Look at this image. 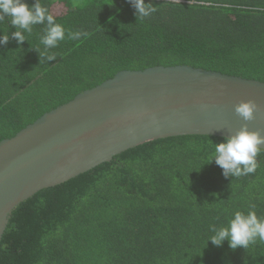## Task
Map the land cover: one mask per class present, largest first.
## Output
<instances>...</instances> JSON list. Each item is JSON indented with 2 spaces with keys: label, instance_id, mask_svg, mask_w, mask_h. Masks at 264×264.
<instances>
[{
  "label": "trees",
  "instance_id": "obj_1",
  "mask_svg": "<svg viewBox=\"0 0 264 264\" xmlns=\"http://www.w3.org/2000/svg\"><path fill=\"white\" fill-rule=\"evenodd\" d=\"M40 2L65 39L45 50L35 25L23 45H0V142L125 70L189 65L264 82V0H145L157 7L148 18L128 0ZM14 31L0 21V35ZM224 139L150 142L39 192L12 213L0 264H264V242L208 241L236 211L264 217V152L255 173L225 177L210 162Z\"/></svg>",
  "mask_w": 264,
  "mask_h": 264
},
{
  "label": "water",
  "instance_id": "obj_2",
  "mask_svg": "<svg viewBox=\"0 0 264 264\" xmlns=\"http://www.w3.org/2000/svg\"><path fill=\"white\" fill-rule=\"evenodd\" d=\"M254 101V119L235 108ZM264 135V82L189 65L125 70L0 142V243L12 213L57 187L157 140Z\"/></svg>",
  "mask_w": 264,
  "mask_h": 264
},
{
  "label": "clouds",
  "instance_id": "obj_3",
  "mask_svg": "<svg viewBox=\"0 0 264 264\" xmlns=\"http://www.w3.org/2000/svg\"><path fill=\"white\" fill-rule=\"evenodd\" d=\"M135 9L137 18H148L157 11V7L145 0H128ZM5 17L10 18V24L16 31L0 35V45H7L10 39H15L23 45L26 41L25 33L31 34L33 26L44 25L40 43L45 50L58 46L65 39V29L55 22V17L49 12L47 6H42L40 0H36L31 6L26 0H0V21ZM82 33L69 32V39H79ZM40 53L41 59L47 61L56 60V55ZM257 105L254 101L241 102L235 111L244 120L254 119ZM213 160L223 170L225 177H241L255 173L258 168L257 157L264 152V135L259 131H249L247 124L234 135L225 137L224 141L214 144ZM214 233L208 241L217 247L223 246L225 240L229 247L236 250L239 247L248 248L250 243L257 240L264 242V217H258L254 206L247 213L236 211L228 221L227 226H213Z\"/></svg>",
  "mask_w": 264,
  "mask_h": 264
}]
</instances>
